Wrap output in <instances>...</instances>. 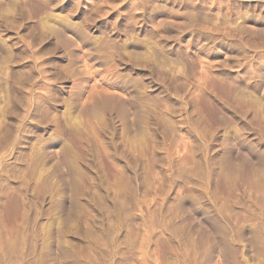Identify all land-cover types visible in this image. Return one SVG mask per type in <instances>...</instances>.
Returning <instances> with one entry per match:
<instances>
[{
    "label": "rangeland",
    "instance_id": "obj_1",
    "mask_svg": "<svg viewBox=\"0 0 264 264\" xmlns=\"http://www.w3.org/2000/svg\"><path fill=\"white\" fill-rule=\"evenodd\" d=\"M263 182L264 0H0V264H264Z\"/></svg>",
    "mask_w": 264,
    "mask_h": 264
},
{
    "label": "bare ground",
    "instance_id": "obj_2",
    "mask_svg": "<svg viewBox=\"0 0 264 264\" xmlns=\"http://www.w3.org/2000/svg\"><path fill=\"white\" fill-rule=\"evenodd\" d=\"M109 100H110V99H109ZM112 101H113V100H112ZM112 101H111V102H112ZM240 171H241V170H240ZM244 172L246 173V171H244ZM247 172H248V171H247ZM248 174H249V173H248ZM244 176H245V175H244ZM252 177H253V176H252ZM257 177H259V176H257ZM245 178H246V177H245ZM250 178H251V177H250ZM244 180H245V179H244ZM254 180H255V179H254ZM258 181H259V180H258ZM256 182H257V181H256ZM251 183H252V182H251ZM263 183H264V182H263ZM254 184H255V182H254ZM262 186H263V185H262ZM263 187H264V186H263ZM255 192H256V191H255ZM259 197H260V196H259ZM15 203H16V202H15ZM259 214H260V213H259ZM257 226H258V225H257ZM259 226H260V225H259ZM255 229H256V228H255ZM258 232H260V231H258ZM258 232H257V233H258ZM252 235H253V234H252ZM256 235H257V234H256ZM258 235H259V234H258ZM259 238H260V237H259ZM205 239H206V237H205ZM202 241H203V240H202ZM203 243H204V242H203ZM206 243H207V242H206ZM205 246H206V245H205ZM225 246H226V245H225ZM229 246H230V245H229ZM230 249H231V248H230ZM231 255H232V254H231ZM230 259H231V258H230ZM230 259H229V260H230Z\"/></svg>",
    "mask_w": 264,
    "mask_h": 264
}]
</instances>
